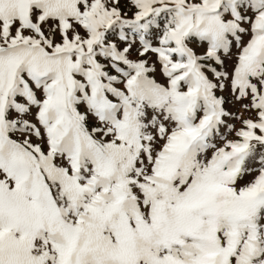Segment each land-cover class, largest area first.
Returning <instances> with one entry per match:
<instances>
[{"label": "snow or ice", "instance_id": "1", "mask_svg": "<svg viewBox=\"0 0 264 264\" xmlns=\"http://www.w3.org/2000/svg\"><path fill=\"white\" fill-rule=\"evenodd\" d=\"M0 264H264V0H0Z\"/></svg>", "mask_w": 264, "mask_h": 264}, {"label": "rangeland", "instance_id": "2", "mask_svg": "<svg viewBox=\"0 0 264 264\" xmlns=\"http://www.w3.org/2000/svg\"><path fill=\"white\" fill-rule=\"evenodd\" d=\"M231 107V106H230ZM238 107V106H237Z\"/></svg>", "mask_w": 264, "mask_h": 264}]
</instances>
